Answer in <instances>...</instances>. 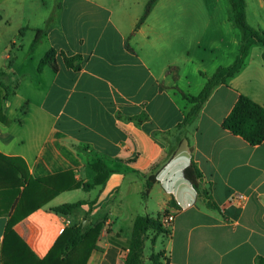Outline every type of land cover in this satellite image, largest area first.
<instances>
[{
  "label": "crops",
  "instance_id": "obj_1",
  "mask_svg": "<svg viewBox=\"0 0 264 264\" xmlns=\"http://www.w3.org/2000/svg\"><path fill=\"white\" fill-rule=\"evenodd\" d=\"M220 1L159 0L137 29L149 1L62 0L57 9L56 0H0V40L1 25L13 17L20 28L7 41L12 67L0 78V97L2 85L14 91L2 105L0 153L20 160L32 180L63 188L14 227L38 259L48 257L69 221L67 227L102 226L86 264H125L139 215H175L169 237L146 242V258L162 253L170 264L264 258V142L253 146L223 127L241 96L264 107V45L253 44L241 71L188 117L196 104L185 95L198 96L219 67L235 63L244 43L232 19L209 14ZM196 3L201 10H192ZM245 3L250 26L264 31V0ZM27 34L34 40L24 50ZM45 44L46 55L56 51L58 68L51 63L39 71L43 58H31L25 73L16 54L26 51L27 60ZM62 54L81 56V69L69 68ZM192 161L203 175L198 189L184 177ZM99 178L103 183L94 185ZM73 183L93 187L69 188ZM79 190L86 204L68 216L54 211L68 204L62 195ZM234 194L244 201L232 200ZM4 213L0 264L10 220Z\"/></svg>",
  "mask_w": 264,
  "mask_h": 264
},
{
  "label": "trees",
  "instance_id": "obj_2",
  "mask_svg": "<svg viewBox=\"0 0 264 264\" xmlns=\"http://www.w3.org/2000/svg\"><path fill=\"white\" fill-rule=\"evenodd\" d=\"M57 1V9L61 7V1ZM159 0H149L143 16L140 18L137 29L144 24L152 9ZM233 6L234 23L241 30L244 36V43L240 50L238 59L231 66L219 67L217 71L208 78V81L198 96H188L191 103L196 104L195 109L189 114V118L196 116L202 106L211 96L214 89L222 84H225L230 78L234 77L244 67L246 57L248 56L253 44L261 43L264 45V31L256 29L247 21L246 3L245 0H231ZM23 33V32H21ZM33 48L37 47L43 36L47 33V29L37 30ZM56 51L51 50L41 60L39 71L51 63H55ZM65 64L76 71L81 69V56L68 57L65 54L61 55ZM55 61V62H54ZM11 64V62H10ZM56 68V63L54 64ZM9 68V66H8ZM5 73V72H3ZM7 95L14 91L9 87L3 86ZM223 127L229 130L232 134L242 137L251 145H260L264 142V107L252 101L250 98L241 96L232 112L225 119ZM101 166V164H100ZM103 169V167H100ZM184 177L195 187L199 188L200 179L203 177L202 172L197 164L192 163L185 169ZM155 176L149 178L146 182V187L143 193L144 197H148L150 189L155 183ZM52 179L32 180L29 177L26 166L18 159L8 158L0 153V186L3 189L11 191V198H18V204L15 211L9 214L10 220L6 229L4 246L2 252L3 264H86L91 252L96 248V243L102 231L100 224L92 228H85L81 225H73L65 228L62 236L56 241L54 247L50 251L48 257L44 260L38 259L30 248L22 241L16 233L15 225L27 217L32 212L40 209L48 201L58 195V191L63 188L54 185ZM102 179L99 178L94 185L102 184ZM93 185L89 183H73L69 188H83L89 190ZM86 204L85 201L68 203L54 208V211L63 215H70L76 209ZM211 207L220 208L213 203ZM221 211V210H220ZM161 235L169 237L171 229L164 226L162 217H151L148 215H139L134 220L131 241L129 249L125 254V264H145V245L148 240H151L155 245L157 239ZM148 264H170L169 258L162 253H152L149 256ZM256 264H264V258L258 257Z\"/></svg>",
  "mask_w": 264,
  "mask_h": 264
},
{
  "label": "rangeland",
  "instance_id": "obj_3",
  "mask_svg": "<svg viewBox=\"0 0 264 264\" xmlns=\"http://www.w3.org/2000/svg\"><path fill=\"white\" fill-rule=\"evenodd\" d=\"M60 1H62V0H60ZM139 1L146 3L149 0H139ZM196 1H199V0H196ZM220 2L221 3L218 5V7H213V6L209 7V14L210 15H216V16L217 15L226 16L227 19L230 18L233 20L234 15H233V6L231 3V0H221ZM196 4H197L196 7L192 8V10H194V11L201 10L202 8L198 5V3H196ZM187 11H189V8H187ZM13 18L17 21V17H13ZM14 19H12V24H10V25H5V24L1 25L2 26L1 27L2 33H1V40H0V78L4 74H6L8 69H10L12 67V63L10 64L11 60L8 59V53L9 52L6 53L5 51H6L7 41H10L13 39V37L18 36L19 32H20L19 24ZM212 24L213 25H219V20H215L214 22L212 21ZM232 26L238 28L235 25V23L234 24L232 23ZM236 30H238L242 34V32L239 28ZM30 35L31 34H27V37L24 38V45H25L24 50H27L28 48H30V46H29L30 43H33L34 36L31 37ZM46 44L43 47H40L38 49L37 53L36 52H34L33 54L31 53L30 58L27 60L24 57V56H26L25 55L26 51L24 54L22 52H18L16 54V56L18 57V59L16 60V63L17 64H21L22 62L24 63V67L22 69L25 73L28 72V70L30 71V65H31L32 59H34L36 62L38 59L40 60L46 56V53H45L46 49H47ZM11 54L14 55L13 53H11ZM8 66H9V68H8ZM1 68H5V69H1ZM3 72H5V73H3ZM2 86H1V88L4 91L3 92L4 96L2 95L3 97L2 96L0 97V120L3 121V115H2L3 106L2 105L6 100H9L11 98V93H9L7 95V97H9V98L5 99L6 92ZM179 155H180V153H179ZM185 158H186L185 153H183V155L179 157L180 160H184ZM83 192L84 191L79 190V191H74V192L69 193V194H64L60 197L59 200H63L67 203H72V202H75V201H78L79 199H81L82 195L85 194ZM9 194H11V191L3 189V186L1 185L0 186V214L3 212H9L13 205H15V207H16V205L18 204V198L19 197L12 199L11 195H9ZM73 219L75 220V217H73ZM77 225H81V224L79 223ZM88 226H89L88 223H86L84 225L85 228H88ZM144 263L148 264L149 258L145 257Z\"/></svg>",
  "mask_w": 264,
  "mask_h": 264
},
{
  "label": "built area",
  "instance_id": "obj_4",
  "mask_svg": "<svg viewBox=\"0 0 264 264\" xmlns=\"http://www.w3.org/2000/svg\"><path fill=\"white\" fill-rule=\"evenodd\" d=\"M244 196L242 194H234L232 196V200H236V201H244ZM175 221V215H167L165 216L163 219H162V222L164 224V226L168 229H171L173 223ZM66 227L70 225V222L69 221H66ZM66 227H63L61 228L60 230V233L63 234V232L65 231V228Z\"/></svg>",
  "mask_w": 264,
  "mask_h": 264
}]
</instances>
